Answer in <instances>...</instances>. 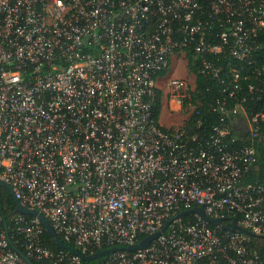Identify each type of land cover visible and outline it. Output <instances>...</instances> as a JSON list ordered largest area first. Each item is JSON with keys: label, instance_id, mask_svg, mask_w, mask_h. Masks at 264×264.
Returning a JSON list of instances; mask_svg holds the SVG:
<instances>
[{"label": "built area", "instance_id": "1", "mask_svg": "<svg viewBox=\"0 0 264 264\" xmlns=\"http://www.w3.org/2000/svg\"><path fill=\"white\" fill-rule=\"evenodd\" d=\"M261 40L264 0H0V179L83 254L172 219L90 264H264L251 235L175 217L202 206L264 237V182L243 179L264 151ZM173 58L218 79L215 120L188 122L195 75L164 81ZM1 209L0 264H27ZM5 219L26 257L84 264L45 247L35 216Z\"/></svg>", "mask_w": 264, "mask_h": 264}, {"label": "trees", "instance_id": "2", "mask_svg": "<svg viewBox=\"0 0 264 264\" xmlns=\"http://www.w3.org/2000/svg\"><path fill=\"white\" fill-rule=\"evenodd\" d=\"M263 41V40H261ZM264 42V41H263ZM219 62L222 65L228 64L230 62L233 66H238L240 68L246 69L242 65H245V63H242V61H238L236 59L231 58L228 55L221 54L219 55ZM187 68L188 71L195 75V89L192 92L193 100L199 101V109H200V115L197 116H190L187 120L189 123L192 124V122L196 121V119H203V120H215V113L212 112L209 109V105L214 103L215 98L221 94L220 86L218 85V79L209 76V75H203L198 72H196L195 66L191 62L190 58L187 61ZM156 115L159 111V105H157L156 109ZM244 180H250V181H258V182H264V151H259L257 153V166L254 171L250 172L249 174L245 175ZM0 198L2 203V209L1 213L8 218L9 213L13 210L15 206L14 198L12 197L11 193L3 186H0ZM224 216L229 217L228 214H225ZM185 219H192L194 218L193 215L187 214L184 216ZM9 222V221H8ZM10 223V222H9ZM209 227L216 228L218 231H223L225 228L221 226H215L210 223H207ZM224 225L230 226V220H224ZM10 234L12 235L11 231ZM42 244L53 250V251H60V249L55 242L51 239V237L46 233V231L43 229L42 234ZM13 241H15V244L19 247L20 250H22L25 253V250L23 247L16 241V239L12 236ZM250 243H257L258 250L260 251V254L264 252V237H256V236H249ZM68 244L72 245L71 242H68ZM67 252L66 250H62ZM33 264H40L39 261L30 258ZM94 262V260L90 261H83L84 264H90Z\"/></svg>", "mask_w": 264, "mask_h": 264}, {"label": "water", "instance_id": "3", "mask_svg": "<svg viewBox=\"0 0 264 264\" xmlns=\"http://www.w3.org/2000/svg\"><path fill=\"white\" fill-rule=\"evenodd\" d=\"M0 186L5 187L13 196L12 190L10 188V186L4 182L3 180L0 179ZM14 202H15V207H14V211H18L27 215H31V216H35L39 222L41 223V225L43 226L44 230L46 231V233L51 237V239L55 242V244L63 249V250H67L70 251L76 255H78L83 261H90V260H95V259H101V258H105L109 253L119 250V249H135L138 247H143L145 245H147L153 238H155L160 232L164 231L167 227V225L169 224V222L172 219L167 220L164 225L162 226V228L159 231H156L155 233H152L150 235H147L145 237H143L138 243L136 244H132L129 246H112V247H108V248H103L100 250H96L92 253L89 254H83L82 252H80L78 249H76L74 246L68 244L67 242H65L60 235L54 230V228L51 226L50 222L47 220V218L43 215L42 212H40L37 209H33V208H28L25 207L23 205H21L17 199L14 198ZM187 214H196L198 215L200 218H202L203 220H205L207 223H210L212 225L215 226H221L225 229L230 228L231 230H239L241 232H244L248 235L251 236H256L254 233H252L251 231H249L248 229L242 227L241 225H239V223L237 222V218L236 217H227V216H210L208 215L204 208L202 206H193L190 207L188 209H184L182 211H179L175 217H180V216H184ZM224 220H231V224L230 226L228 225H224L223 221ZM3 227L7 233V240L9 245L20 255V257L23 258V260L27 263V264H33V262L31 261L30 258L26 257V255H24V253L22 252V250L19 249V247H17V245H15L13 243V240L10 238V236L8 235V224L7 221L5 219V217H3Z\"/></svg>", "mask_w": 264, "mask_h": 264}, {"label": "crops", "instance_id": "4", "mask_svg": "<svg viewBox=\"0 0 264 264\" xmlns=\"http://www.w3.org/2000/svg\"><path fill=\"white\" fill-rule=\"evenodd\" d=\"M188 72L189 71H188L187 67L185 66L184 68L180 69L179 75L185 76V75H187ZM159 121L165 126L174 127L176 124H178L181 121V119H180L178 113H176V112L170 113L167 110V108H163L159 114Z\"/></svg>", "mask_w": 264, "mask_h": 264}, {"label": "rangeland", "instance_id": "5", "mask_svg": "<svg viewBox=\"0 0 264 264\" xmlns=\"http://www.w3.org/2000/svg\"><path fill=\"white\" fill-rule=\"evenodd\" d=\"M179 62L180 61L177 58L172 59L171 65H170L169 70L166 74V77L164 78V81H168L170 78L179 74V72L177 71V69H179Z\"/></svg>", "mask_w": 264, "mask_h": 264}]
</instances>
